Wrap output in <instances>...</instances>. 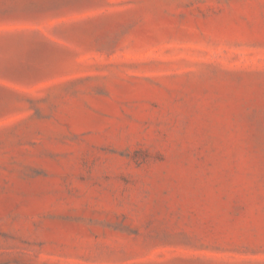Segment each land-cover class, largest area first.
<instances>
[{
	"label": "rangeland",
	"instance_id": "rangeland-1",
	"mask_svg": "<svg viewBox=\"0 0 264 264\" xmlns=\"http://www.w3.org/2000/svg\"><path fill=\"white\" fill-rule=\"evenodd\" d=\"M0 264H264V0H0Z\"/></svg>",
	"mask_w": 264,
	"mask_h": 264
}]
</instances>
